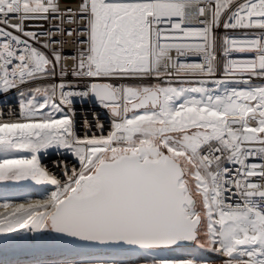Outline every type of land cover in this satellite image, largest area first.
Segmentation results:
<instances>
[{
	"label": "snow or ice",
	"instance_id": "obj_1",
	"mask_svg": "<svg viewBox=\"0 0 264 264\" xmlns=\"http://www.w3.org/2000/svg\"><path fill=\"white\" fill-rule=\"evenodd\" d=\"M0 183L29 264H264V0H0Z\"/></svg>",
	"mask_w": 264,
	"mask_h": 264
},
{
	"label": "rangeland",
	"instance_id": "obj_2",
	"mask_svg": "<svg viewBox=\"0 0 264 264\" xmlns=\"http://www.w3.org/2000/svg\"><path fill=\"white\" fill-rule=\"evenodd\" d=\"M52 187L48 186L47 191L42 186L27 184H3L0 183V202L4 199L20 201L23 199H42ZM8 242V251L5 255L4 243ZM43 253L32 250L23 240H14L10 237L0 235V262L5 259L9 261H19L20 264H29L30 261L39 259Z\"/></svg>",
	"mask_w": 264,
	"mask_h": 264
},
{
	"label": "bare ground",
	"instance_id": "obj_3",
	"mask_svg": "<svg viewBox=\"0 0 264 264\" xmlns=\"http://www.w3.org/2000/svg\"><path fill=\"white\" fill-rule=\"evenodd\" d=\"M47 162V161H46Z\"/></svg>",
	"mask_w": 264,
	"mask_h": 264
}]
</instances>
